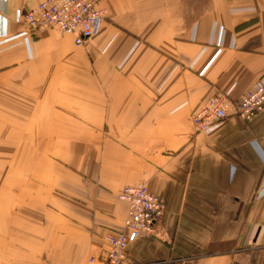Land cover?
I'll list each match as a JSON object with an SVG mask.
<instances>
[{"label":"crops","instance_id":"obj_1","mask_svg":"<svg viewBox=\"0 0 264 264\" xmlns=\"http://www.w3.org/2000/svg\"><path fill=\"white\" fill-rule=\"evenodd\" d=\"M40 1L0 0V264L103 253L138 182L166 212L127 264H264V108L191 120L264 75V0H101L82 47L31 33Z\"/></svg>","mask_w":264,"mask_h":264},{"label":"built area","instance_id":"obj_2","mask_svg":"<svg viewBox=\"0 0 264 264\" xmlns=\"http://www.w3.org/2000/svg\"><path fill=\"white\" fill-rule=\"evenodd\" d=\"M104 17L101 0H41L23 16L31 33L57 29L71 34L79 47L97 34ZM263 107L264 81H259L239 99L233 98L228 91L210 95L194 109L192 122L198 130L210 132L230 116L249 121ZM120 198L127 203L124 230L108 236V250L100 256H91L85 264H125L130 243L151 235L155 223L165 213L161 197L142 183L126 186Z\"/></svg>","mask_w":264,"mask_h":264},{"label":"rangeland","instance_id":"obj_3","mask_svg":"<svg viewBox=\"0 0 264 264\" xmlns=\"http://www.w3.org/2000/svg\"><path fill=\"white\" fill-rule=\"evenodd\" d=\"M101 5H102V2H101ZM103 6V5H102ZM104 8V7H103ZM105 9V8H104ZM29 10V9H28ZM105 16H106V9H105ZM105 18V17H104ZM103 21H104V19H103ZM103 21H101V24H100V28H99V31L101 30V28H102V24H103ZM29 28V27H28ZM30 30V29H29ZM28 30V31H29ZM47 30H55L58 34H62V35H65L66 33H63V32H61V31H59V30H57V29H47ZM43 31H45V30H43ZM99 31L97 32V33H99ZM30 32V31H29ZM39 33V32H38ZM35 36V35H34ZM82 47V46H81ZM259 81H264V75L263 76H261L256 82H259ZM255 82V83H256ZM254 83V84H255ZM253 84V85H254ZM215 94V93H214ZM212 95V94H211ZM210 96V95H209ZM208 96V97H209ZM232 96V95H231ZM207 97V98H208ZM233 97V96H232ZM202 104V103H201ZM199 106V105H198ZM198 106H196V108L198 107ZM196 108H194V109H196ZM264 108V107H263ZM194 109H193V111H194ZM263 110V109H262ZM261 110V111H262ZM193 111H192V113H193ZM192 113H191V120H192ZM258 114V113H257ZM256 114V115H257ZM237 117V116H236ZM73 118H81L80 116H78V115H76V116H73ZM239 118V117H238ZM195 126V125H194ZM195 128L196 129H198L196 126H195ZM198 131H200V130H198ZM138 183H142V184H144L145 186H146V184L144 183V182H138ZM138 183H136V184H138ZM136 184H130V185H136ZM126 186H129V185H126ZM126 186H124L122 189H121V191L119 192V198H120V194H121V192H122V190L126 187ZM146 188L148 189V187L146 186ZM149 190V189H148ZM150 192H152L151 190H149ZM152 193H154V192H152ZM154 194H156V193H154ZM156 195H158V194H156ZM159 196V195H158ZM121 199V198H120ZM122 200V199H121ZM124 201V200H123ZM125 202V201H124ZM126 203V202H125ZM165 204V203H164ZM165 212H166V205H165ZM126 214H127V203H126ZM165 214V213H164ZM125 218H126V215H125ZM125 218H124V221H123V228H122V230H120V231H118V232H115V233H119V232H122L123 230H124V222H125ZM115 233H112V234H109L108 236H110V235H113V234H115ZM108 236H107V242H108ZM108 248H109V243H108ZM108 248L106 249V250H108ZM106 250L103 252V253H105L106 252ZM103 253H101V254H95V255H91V256H100V255H102ZM91 256H89L88 257V259L91 257ZM128 258H129V247H128V256H127V258H126V261H125V264H127V261H128ZM87 259V260H88ZM87 260H86V262H87ZM43 262V261H42ZM85 262V263H86ZM40 263V262H39ZM44 264H45V262H43ZM84 263V264H85Z\"/></svg>","mask_w":264,"mask_h":264}]
</instances>
